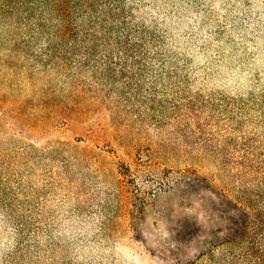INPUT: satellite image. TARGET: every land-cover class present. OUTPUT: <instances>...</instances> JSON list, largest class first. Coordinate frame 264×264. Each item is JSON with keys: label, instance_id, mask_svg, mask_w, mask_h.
Here are the masks:
<instances>
[{"label": "rangeland", "instance_id": "rangeland-1", "mask_svg": "<svg viewBox=\"0 0 264 264\" xmlns=\"http://www.w3.org/2000/svg\"><path fill=\"white\" fill-rule=\"evenodd\" d=\"M125 7L161 54L134 80L0 24V264H190L224 228L220 160L264 142V0Z\"/></svg>", "mask_w": 264, "mask_h": 264}, {"label": "trees", "instance_id": "trees-1", "mask_svg": "<svg viewBox=\"0 0 264 264\" xmlns=\"http://www.w3.org/2000/svg\"><path fill=\"white\" fill-rule=\"evenodd\" d=\"M125 5L126 0H0V24L20 21L21 28L37 33L47 44L42 57L54 63L91 68L107 81L129 74L132 65L134 80L152 72L146 63L151 54H161L151 49L157 36L134 23ZM230 118L236 123L238 114ZM213 145L200 143L218 148ZM238 146L233 142L228 149ZM242 146L245 154L220 160L229 182L218 208L224 228L198 233L206 244L190 264H264V142L255 150L248 140Z\"/></svg>", "mask_w": 264, "mask_h": 264}]
</instances>
